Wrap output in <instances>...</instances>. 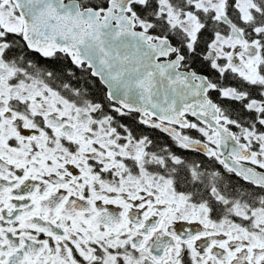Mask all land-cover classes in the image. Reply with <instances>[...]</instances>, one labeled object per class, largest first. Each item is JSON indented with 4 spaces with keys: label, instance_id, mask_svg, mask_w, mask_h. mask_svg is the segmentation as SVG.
<instances>
[{
    "label": "snow or ice",
    "instance_id": "1",
    "mask_svg": "<svg viewBox=\"0 0 264 264\" xmlns=\"http://www.w3.org/2000/svg\"><path fill=\"white\" fill-rule=\"evenodd\" d=\"M0 264H264V0H0Z\"/></svg>",
    "mask_w": 264,
    "mask_h": 264
}]
</instances>
